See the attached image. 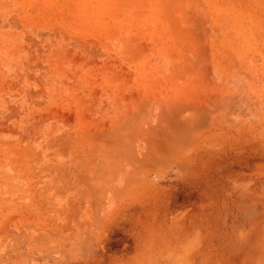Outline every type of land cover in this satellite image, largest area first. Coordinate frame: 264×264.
<instances>
[{
	"label": "rangeland",
	"instance_id": "obj_1",
	"mask_svg": "<svg viewBox=\"0 0 264 264\" xmlns=\"http://www.w3.org/2000/svg\"><path fill=\"white\" fill-rule=\"evenodd\" d=\"M215 260L264 264V0H0V264Z\"/></svg>",
	"mask_w": 264,
	"mask_h": 264
},
{
	"label": "crops",
	"instance_id": "obj_2",
	"mask_svg": "<svg viewBox=\"0 0 264 264\" xmlns=\"http://www.w3.org/2000/svg\"><path fill=\"white\" fill-rule=\"evenodd\" d=\"M231 261L233 262V260L231 259ZM214 264H217V260L214 261Z\"/></svg>",
	"mask_w": 264,
	"mask_h": 264
},
{
	"label": "bare ground",
	"instance_id": "obj_3",
	"mask_svg": "<svg viewBox=\"0 0 264 264\" xmlns=\"http://www.w3.org/2000/svg\"><path fill=\"white\" fill-rule=\"evenodd\" d=\"M122 179V178H121ZM125 179V178H124ZM118 199V198H117ZM263 261V260H262Z\"/></svg>",
	"mask_w": 264,
	"mask_h": 264
}]
</instances>
